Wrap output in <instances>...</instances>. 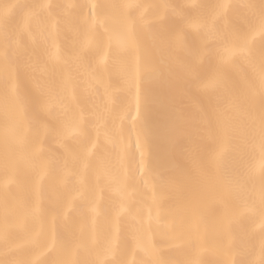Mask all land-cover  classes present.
Segmentation results:
<instances>
[{
  "label": "bare ground",
  "instance_id": "6f19581e",
  "mask_svg": "<svg viewBox=\"0 0 264 264\" xmlns=\"http://www.w3.org/2000/svg\"><path fill=\"white\" fill-rule=\"evenodd\" d=\"M262 70L260 0H0V259L264 264Z\"/></svg>",
  "mask_w": 264,
  "mask_h": 264
},
{
  "label": "snow or ice",
  "instance_id": "6c2138e0",
  "mask_svg": "<svg viewBox=\"0 0 264 264\" xmlns=\"http://www.w3.org/2000/svg\"><path fill=\"white\" fill-rule=\"evenodd\" d=\"M93 212H95V209H92ZM55 221V216L52 217V222ZM51 232L49 230L47 239L50 238ZM78 248H81L84 251H87L90 254L94 255V258L90 261L91 264H110V261L108 260V252L100 248V250H97V246L92 244L91 242L87 240H82L79 244L76 245ZM58 260L60 261V264H78V259H73L67 252V245H61L58 248L57 251ZM5 261H11L7 258L5 255L4 258H2ZM41 259H37L35 261H26V264H42Z\"/></svg>",
  "mask_w": 264,
  "mask_h": 264
},
{
  "label": "clouds",
  "instance_id": "9594fccd",
  "mask_svg": "<svg viewBox=\"0 0 264 264\" xmlns=\"http://www.w3.org/2000/svg\"><path fill=\"white\" fill-rule=\"evenodd\" d=\"M260 6L262 9H264V0H260ZM260 86L262 89H264V70H262L260 73ZM262 136H264V128H262ZM262 222H264V217H262ZM50 228L51 223L44 216H39L35 218L28 225L29 231L37 235V243H42L46 241ZM0 264H26V261L23 259H18L15 261H5L3 259H0ZM42 264H60V261L56 258H52L49 260L42 261ZM78 264H81V262L78 261ZM84 264H91V262L86 261L84 262Z\"/></svg>",
  "mask_w": 264,
  "mask_h": 264
}]
</instances>
